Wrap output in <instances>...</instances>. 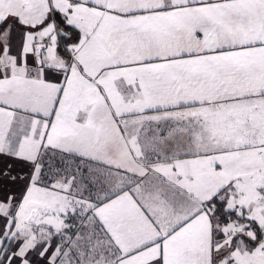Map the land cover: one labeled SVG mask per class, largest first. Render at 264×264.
<instances>
[{
	"label": "snow or ice",
	"instance_id": "obj_1",
	"mask_svg": "<svg viewBox=\"0 0 264 264\" xmlns=\"http://www.w3.org/2000/svg\"><path fill=\"white\" fill-rule=\"evenodd\" d=\"M0 264H264V0H0Z\"/></svg>",
	"mask_w": 264,
	"mask_h": 264
}]
</instances>
